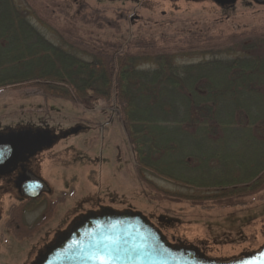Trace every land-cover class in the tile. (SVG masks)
Segmentation results:
<instances>
[{"label": "trees", "instance_id": "trees-1", "mask_svg": "<svg viewBox=\"0 0 264 264\" xmlns=\"http://www.w3.org/2000/svg\"><path fill=\"white\" fill-rule=\"evenodd\" d=\"M56 10L70 22L63 32L88 51L91 59L44 40L29 20L28 11L19 9L14 0H0V43L11 40L9 46L0 48V67H10L0 73V87L33 85L44 96L87 108L98 102L115 103L137 177L157 200L211 209L244 206L261 195L264 160L243 176L212 178L209 167L225 157L184 148L190 141L193 148L201 147L197 137L217 141L220 135L238 131L264 134V29L253 27L240 33L228 47L237 54L229 58L179 64L174 61L175 53L162 50L150 53L154 64L144 68L137 65L139 54L155 50L153 39H92L89 43L76 35L77 24L118 31L119 22L127 20V10L107 15L106 9L85 1L72 15ZM11 35H24L28 41ZM239 166L247 168L246 164ZM143 171L181 186L213 192L185 195L161 191ZM161 217L166 221L160 219L164 226L175 220Z\"/></svg>", "mask_w": 264, "mask_h": 264}, {"label": "rangeland", "instance_id": "rangeland-1", "mask_svg": "<svg viewBox=\"0 0 264 264\" xmlns=\"http://www.w3.org/2000/svg\"><path fill=\"white\" fill-rule=\"evenodd\" d=\"M82 1L106 9L107 15H113L114 10L116 13H119L118 9L127 10V20L119 22L118 31L108 28L97 30L92 25L77 24V38L89 43L92 39L100 42L135 37L153 39L155 50L139 54L137 65L144 68L154 64L150 53L162 50L175 53L174 61L179 64L214 57L229 58L237 54L228 47L240 33L253 27L264 29V3L257 4L253 0H237L228 8H221L213 0H14L19 9L28 11L29 20L57 46L81 58L91 59L88 51L74 44V40L63 32L70 22L56 10L60 8L67 15H72ZM40 119L62 127L77 121L91 126L106 123V193L95 196L106 198V203L114 208L141 212L160 229L167 241L198 246L206 257L222 261L254 251L264 244V191L250 203L231 208L205 209L157 200L153 191L137 177L133 154L115 103L98 102L87 108L66 99L44 96L33 85L0 87L2 127ZM90 135L94 139L98 136L93 131ZM83 136L86 135L73 136L61 146H77V141L79 144L81 139L87 141L88 137ZM195 140L201 147L193 148L190 141L184 149L201 155L217 153L225 157L209 167L208 175L212 178L243 176L264 160V134L261 133L238 131L220 135L217 141L200 137ZM92 143L89 149L97 152V139L94 140L96 146ZM83 146L87 148V145ZM68 157V151H63L58 154V162ZM241 164H246L247 168L243 170L239 166ZM48 165L51 167L47 161L41 169ZM142 174L161 191L185 195L213 192L181 186L149 172L143 171ZM161 216L175 217V220L170 226H164L160 219L166 221ZM10 253V259L4 257L1 264H13L16 250L11 245Z\"/></svg>", "mask_w": 264, "mask_h": 264}, {"label": "flooded vegetation", "instance_id": "flooded-vegetation-1", "mask_svg": "<svg viewBox=\"0 0 264 264\" xmlns=\"http://www.w3.org/2000/svg\"><path fill=\"white\" fill-rule=\"evenodd\" d=\"M10 37L28 41L24 35ZM41 37L53 42L45 34ZM10 41L0 43V48L9 46ZM9 68L1 66L0 73ZM83 122L65 127L41 119L5 127L0 124V134L40 130L48 131L53 137L51 145L31 155L22 154L7 171L0 173V264L4 257L10 259V245L16 250L13 264H33L80 216L106 207L120 210L107 204L106 198L95 196L106 193V123L91 126ZM92 131L98 135L95 137L99 144L97 152L89 149L95 140L90 135ZM79 134L86 135L83 137H88L87 141L81 139L82 143L77 141V146H61L62 142ZM63 151H68L69 157L59 163L58 154ZM47 161L51 167L48 165L42 170Z\"/></svg>", "mask_w": 264, "mask_h": 264}, {"label": "water", "instance_id": "water-1", "mask_svg": "<svg viewBox=\"0 0 264 264\" xmlns=\"http://www.w3.org/2000/svg\"><path fill=\"white\" fill-rule=\"evenodd\" d=\"M213 1L228 6L237 0ZM52 141L48 131L0 134V173L7 171L22 154H34ZM100 258L106 264H264V244L237 257L217 260L206 257L195 245L167 241L160 229L139 211L106 207L77 218L33 264H99Z\"/></svg>", "mask_w": 264, "mask_h": 264}, {"label": "snow or ice", "instance_id": "snow-or-ice-1", "mask_svg": "<svg viewBox=\"0 0 264 264\" xmlns=\"http://www.w3.org/2000/svg\"><path fill=\"white\" fill-rule=\"evenodd\" d=\"M99 264H106L105 260L103 258L99 259Z\"/></svg>", "mask_w": 264, "mask_h": 264}]
</instances>
